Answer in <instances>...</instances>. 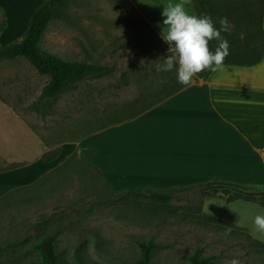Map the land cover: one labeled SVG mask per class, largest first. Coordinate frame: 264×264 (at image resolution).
<instances>
[{"label":"rangeland","instance_id":"1","mask_svg":"<svg viewBox=\"0 0 264 264\" xmlns=\"http://www.w3.org/2000/svg\"><path fill=\"white\" fill-rule=\"evenodd\" d=\"M40 1L0 0L6 9L0 7V46L22 39ZM157 2L70 0L59 7L40 49L65 62L97 65L99 72L67 86L53 100L40 98L48 78L27 61L1 62L0 153L6 155L10 146L13 154L12 160L0 154V172L23 164L20 144L27 147L30 138L22 123L50 149L43 160L64 144L80 142L81 151L38 181L0 198V264L35 261L31 246L48 236L56 239L59 264H133L138 259V240L158 245L151 264H185L197 250L204 258L215 257L213 264H226L232 258L240 264H264V235L247 233L241 224L245 215L237 208L242 201L246 208L264 209V197L245 199L230 190L201 185L137 188L171 194L174 199L169 204L123 198V193L136 189L124 181L120 190L110 187L109 177L104 180L92 164L93 150H82L88 149L82 143L88 137L185 87L177 83L174 70L155 71V64L167 56L161 38L162 6H153ZM263 9L264 0H191L189 11L210 15L214 23L228 18L230 31L221 33L229 42L226 65L246 63L250 56L264 52ZM216 45L210 41V50ZM208 71L196 74L193 82Z\"/></svg>","mask_w":264,"mask_h":264},{"label":"crops","instance_id":"2","mask_svg":"<svg viewBox=\"0 0 264 264\" xmlns=\"http://www.w3.org/2000/svg\"><path fill=\"white\" fill-rule=\"evenodd\" d=\"M22 125L30 142L27 147L20 144L19 162L23 164L0 172V198L38 181L81 151L80 142L64 144L53 157L43 160L50 149ZM82 143L88 148L82 150H93L92 164L101 176L109 177L106 180L112 184L108 185L115 190L125 186L122 181L136 190L220 181L263 191L264 54L251 66L224 65L209 71L204 78ZM12 154L8 146L6 155H1L12 160ZM237 208L245 215L241 224L246 232L257 235L252 220L261 209L246 208L242 201Z\"/></svg>","mask_w":264,"mask_h":264},{"label":"trees","instance_id":"3","mask_svg":"<svg viewBox=\"0 0 264 264\" xmlns=\"http://www.w3.org/2000/svg\"><path fill=\"white\" fill-rule=\"evenodd\" d=\"M69 1L70 0H41L30 15L22 39L16 43L0 46V64L4 60L20 58L27 61L39 75L48 78V82L43 87L41 92L40 98L42 100H53L61 94L67 86L81 82L86 77L99 72V67L97 65L65 62L62 59L43 52L40 49L39 45L41 39L53 20L57 9ZM260 29L264 34L262 29V16ZM256 46V52H259L260 47L258 44H256ZM263 54L264 52H262L260 56H250L249 59L251 61L246 63L226 65L251 66L258 63ZM205 188L213 190H230L245 199L264 197V190L247 191L245 188L240 186L220 181H212L211 183L205 185L204 189ZM121 196L123 198L132 197L136 199L148 200L159 204H169L174 199L171 194L142 192L139 190H130L123 193ZM244 236L247 237L246 235ZM136 246L138 249V259L133 264H151L153 254L158 248V245L153 240H138L136 241ZM31 251L36 254L37 259L29 264H59V253L54 236L40 238L31 246ZM214 260L215 257L212 256L205 258L202 257L201 251L197 250L188 257L185 264H213Z\"/></svg>","mask_w":264,"mask_h":264},{"label":"clouds","instance_id":"4","mask_svg":"<svg viewBox=\"0 0 264 264\" xmlns=\"http://www.w3.org/2000/svg\"><path fill=\"white\" fill-rule=\"evenodd\" d=\"M153 6H162L161 38L167 44L166 58L155 64L157 73L174 70L177 83L188 86L196 74L223 68L229 55V42L221 35L230 31L227 17L219 18L217 27L210 15L189 11L191 0H158ZM210 41L217 42L214 50L209 48ZM252 229L264 235V209L253 217ZM230 231L228 229L225 235ZM226 264H240V260L232 258Z\"/></svg>","mask_w":264,"mask_h":264}]
</instances>
